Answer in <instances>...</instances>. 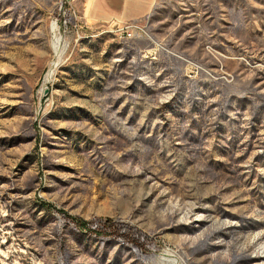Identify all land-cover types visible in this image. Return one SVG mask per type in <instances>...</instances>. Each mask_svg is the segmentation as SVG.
<instances>
[{
	"label": "rangeland",
	"instance_id": "obj_1",
	"mask_svg": "<svg viewBox=\"0 0 264 264\" xmlns=\"http://www.w3.org/2000/svg\"><path fill=\"white\" fill-rule=\"evenodd\" d=\"M59 5L0 0V264H264V0Z\"/></svg>",
	"mask_w": 264,
	"mask_h": 264
},
{
	"label": "crops",
	"instance_id": "obj_2",
	"mask_svg": "<svg viewBox=\"0 0 264 264\" xmlns=\"http://www.w3.org/2000/svg\"><path fill=\"white\" fill-rule=\"evenodd\" d=\"M152 0H76L78 12L87 17H106V14H121L128 16L134 12L145 10Z\"/></svg>",
	"mask_w": 264,
	"mask_h": 264
},
{
	"label": "built area",
	"instance_id": "obj_3",
	"mask_svg": "<svg viewBox=\"0 0 264 264\" xmlns=\"http://www.w3.org/2000/svg\"><path fill=\"white\" fill-rule=\"evenodd\" d=\"M76 0H60L59 9L62 12L63 16H72L74 19V24L76 27H79L80 24V15L78 14L77 7L75 6ZM67 18L64 19V22H67ZM72 22V21H71ZM124 30L126 31V34L128 37H132L136 31H143L145 32V29L143 26H141L139 23L136 22H128L125 23L123 26Z\"/></svg>",
	"mask_w": 264,
	"mask_h": 264
},
{
	"label": "bare ground",
	"instance_id": "obj_4",
	"mask_svg": "<svg viewBox=\"0 0 264 264\" xmlns=\"http://www.w3.org/2000/svg\"><path fill=\"white\" fill-rule=\"evenodd\" d=\"M57 24V23H56ZM57 26L55 25V23L53 24V29L55 30H57V28H56ZM61 42H62V36L61 35H59V34H57L56 36H55V38H54V45L56 46V47H59L60 45H61ZM54 46V47H55ZM55 47V48H56ZM49 74H52V70H50V73Z\"/></svg>",
	"mask_w": 264,
	"mask_h": 264
},
{
	"label": "trees",
	"instance_id": "obj_5",
	"mask_svg": "<svg viewBox=\"0 0 264 264\" xmlns=\"http://www.w3.org/2000/svg\"><path fill=\"white\" fill-rule=\"evenodd\" d=\"M79 225H80V227H82V228H88V226H87V223L86 222H84V221H79V223H78Z\"/></svg>",
	"mask_w": 264,
	"mask_h": 264
}]
</instances>
